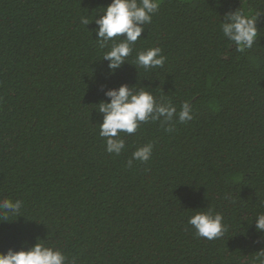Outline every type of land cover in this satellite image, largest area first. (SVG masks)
<instances>
[{"label": "trees", "instance_id": "trees-1", "mask_svg": "<svg viewBox=\"0 0 264 264\" xmlns=\"http://www.w3.org/2000/svg\"><path fill=\"white\" fill-rule=\"evenodd\" d=\"M111 0H0V200L23 203L0 219V253L39 239L66 264H258L264 232V0H160L132 54L114 73L94 20ZM259 14L242 52L223 36L225 14ZM118 39V38H117ZM159 47L162 67L138 51ZM127 85L193 119L141 123L121 133L119 156L99 136L105 92ZM172 128L166 131L165 128ZM152 144L149 161H128ZM226 231L195 235L194 211Z\"/></svg>", "mask_w": 264, "mask_h": 264}, {"label": "clouds", "instance_id": "clouds-1", "mask_svg": "<svg viewBox=\"0 0 264 264\" xmlns=\"http://www.w3.org/2000/svg\"><path fill=\"white\" fill-rule=\"evenodd\" d=\"M160 0H111V3L98 15L90 18L82 15L80 23L85 27L95 22L96 41L103 52L102 60L108 61L110 73H114L133 52V45L144 32V26L151 23L152 16L159 8ZM259 14L245 13L243 10L226 13V21L221 24V31L227 40L235 45V50L242 52L251 49L257 38L256 21ZM118 38V39H117ZM166 57L159 47L138 51L135 63L145 70L162 67ZM107 102L101 101L97 111L102 114L99 124V136L104 139L105 151L119 156L125 149V140L121 133L134 134L141 123L160 121L161 125H172L174 122L185 123L193 119V109L189 101H184L179 110L171 101L163 98L158 102L150 91L145 88L135 90L127 85L111 89L104 94ZM166 131L172 128L166 127ZM152 144L138 147L133 153L128 165L133 160L142 163L150 160ZM23 203L20 200H0V219L21 215ZM188 224L194 229L195 235L208 240H214L224 235L226 231L223 216L213 214L212 210H196L189 217ZM257 231L264 232V214L256 217ZM258 264H264V250L257 253ZM66 256L53 247L37 242L28 250L13 251L8 249L0 253V264H66ZM75 264V261H72Z\"/></svg>", "mask_w": 264, "mask_h": 264}]
</instances>
